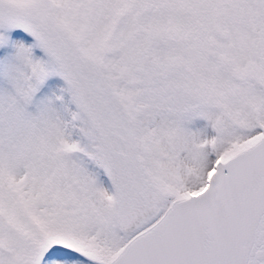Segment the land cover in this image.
<instances>
[{
  "label": "snow or ice",
  "instance_id": "6c2138e0",
  "mask_svg": "<svg viewBox=\"0 0 264 264\" xmlns=\"http://www.w3.org/2000/svg\"><path fill=\"white\" fill-rule=\"evenodd\" d=\"M0 264H264V0H0Z\"/></svg>",
  "mask_w": 264,
  "mask_h": 264
}]
</instances>
